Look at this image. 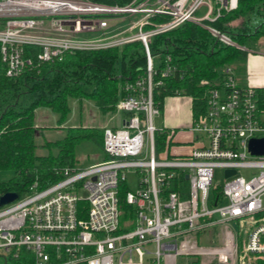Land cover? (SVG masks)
Here are the masks:
<instances>
[{"label":"built area","instance_id":"obj_1","mask_svg":"<svg viewBox=\"0 0 264 264\" xmlns=\"http://www.w3.org/2000/svg\"><path fill=\"white\" fill-rule=\"evenodd\" d=\"M210 1L142 0L120 7L95 0H0V53L8 77L66 54L136 41L143 43L147 63V75L123 88L125 96L117 104L124 114L122 127L104 131L106 161L58 169L57 183L43 189L35 183L0 207V264H176L178 256L201 257L205 264H244L247 254L264 255V155L249 150L251 140L264 139V112L257 91L240 87L232 66L222 68L221 80L207 90L205 112L189 128L195 142L191 152L185 157L157 152L156 134L165 132L154 125L161 110L153 92L163 82L153 81L160 62L148 40L188 21L213 22L237 7V0H216L215 13L210 9L196 18ZM132 15L144 16L122 18ZM157 15L171 18L152 23ZM169 63L168 57L163 79L174 71ZM216 169L224 173L223 187L214 185ZM241 169L254 174L247 179L239 175ZM231 170L235 175L227 177ZM129 172L136 174L138 190L125 194L133 208L125 217L121 192ZM182 177L189 182L187 193L179 184ZM231 221L246 233L242 253L239 232L231 246L199 248L195 236Z\"/></svg>","mask_w":264,"mask_h":264},{"label":"trees","instance_id":"obj_2","mask_svg":"<svg viewBox=\"0 0 264 264\" xmlns=\"http://www.w3.org/2000/svg\"><path fill=\"white\" fill-rule=\"evenodd\" d=\"M102 4L125 7L142 0H95ZM200 15L198 10L195 14ZM170 16L157 15L150 21L163 24ZM210 27L227 36L231 44L214 36ZM146 26L144 30H151ZM264 41V0H238L236 9L222 11L213 22L202 24L188 21L176 29L151 37L150 52L159 60L154 83V101L162 109L167 98L186 96L192 99L194 118L205 112L206 94L210 84L221 80L225 66L238 69L246 63L249 43ZM35 52V51H34ZM174 71L167 79L161 76L165 60ZM37 65V61H35ZM146 52L142 42L136 41L121 48L66 54L63 59L36 66L17 78L6 75L0 53V172L11 170L12 178L0 181V197L7 193L23 196L35 183L39 189L57 183V170L75 166L76 149L84 141H91L103 150L104 131L89 127H72L63 139L45 142L41 148L47 154L39 155L35 112L48 108L59 116L62 127L70 115V100L89 99L103 112L115 110L125 96L124 86L147 75ZM258 103L264 112V88L257 90ZM196 119V120H197ZM172 139L166 133L156 134L160 156L170 154ZM171 156V155H170ZM185 157V156H176ZM108 158L105 156L106 161ZM180 186L189 190V182L182 177ZM121 192V210L131 216L133 208L126 204ZM238 233L237 245L242 253L246 240ZM244 264H264V255L247 254Z\"/></svg>","mask_w":264,"mask_h":264},{"label":"rangeland","instance_id":"obj_3","mask_svg":"<svg viewBox=\"0 0 264 264\" xmlns=\"http://www.w3.org/2000/svg\"><path fill=\"white\" fill-rule=\"evenodd\" d=\"M169 1V0H164ZM211 2V1H210ZM152 4V3H151ZM144 15H132L129 17V20H135L137 18H142ZM129 20H126L127 24ZM249 48H246L253 53H264V43H249ZM239 76L245 72V66L242 65L238 68ZM174 99H168L166 101L165 108L167 112L171 115H176L178 112L177 106L170 107L171 102ZM180 100H185L187 102L188 99L180 98ZM71 112L67 118V121L63 124L62 127L58 125L59 116L55 114L48 108H40L35 112V124L39 128L37 131V144L40 148H38L39 155L47 154V150L41 148L45 144V142H54L57 140H61L66 135V130L72 127H89V128H97L105 131V129H120L122 127V123L124 120V114L117 109V105L115 110L112 112H103L100 110L94 102L89 99H81V100H70L69 102ZM181 108V107H180ZM164 116V114H163ZM154 125L156 129L164 128V121L162 114L156 116L154 118ZM105 152L100 149L95 143L91 141L82 142L76 149V160L77 163L75 166L85 168L90 165L102 162L105 160ZM253 171L247 169H241L239 172L240 176H243L247 179L251 178ZM14 172L11 170L1 171L0 172V181H5L12 178ZM224 173L216 169L215 170V179L214 185L217 187H223L225 183ZM127 191L136 192L138 190V180L136 174L133 172H129L127 174ZM240 230V223L238 221H231L223 225H216L212 228H209L203 234L199 236H195V240L198 242L199 248L203 249L205 247H221L225 244L227 240V234L233 233L237 235ZM244 231V230H243ZM246 231V230H245ZM241 232V231H240ZM244 235V239L246 240V233H241ZM184 239H179V245L183 243ZM154 250V248H152ZM195 257L191 256H178L176 264H191ZM202 260V259H201ZM146 264H149L146 262Z\"/></svg>","mask_w":264,"mask_h":264},{"label":"crops","instance_id":"obj_4","mask_svg":"<svg viewBox=\"0 0 264 264\" xmlns=\"http://www.w3.org/2000/svg\"><path fill=\"white\" fill-rule=\"evenodd\" d=\"M237 4H238V0H237ZM217 7L218 5L216 0H211L209 5H206L201 9H199L200 15L196 16V18H204L209 13L210 9H212V11L215 13ZM261 42L264 43V41ZM244 66H245V72H243L241 76H239L238 74L237 71L238 69L237 70L235 69L236 80L238 85L240 87H251L256 91L258 89L264 88V53L257 54L250 51V54L248 55ZM180 98H186L188 100L187 102H185V100H180ZM168 99H174L173 102H171L170 107L177 106V108L179 109L175 116L169 114L167 112V109L165 108L166 101ZM160 114H162L163 117L164 128L158 130H164V132L167 135L169 133L173 134L172 145L170 146L169 155L171 156L188 155L195 146L194 144L195 142L193 136L189 132V128L197 119L194 118L192 99L186 96H176V97L167 98L164 102ZM235 242H236V236L233 233H228L227 240L223 246L227 244L228 246H231ZM194 257L195 258L193 259L191 264H205L206 260H204L203 258L197 256Z\"/></svg>","mask_w":264,"mask_h":264},{"label":"water","instance_id":"obj_5","mask_svg":"<svg viewBox=\"0 0 264 264\" xmlns=\"http://www.w3.org/2000/svg\"><path fill=\"white\" fill-rule=\"evenodd\" d=\"M249 150L254 155H264V139H253L250 141ZM235 171H227L226 176L230 177L235 175ZM17 193H7L0 197V207L8 205L18 199Z\"/></svg>","mask_w":264,"mask_h":264},{"label":"bare ground","instance_id":"obj_6","mask_svg":"<svg viewBox=\"0 0 264 264\" xmlns=\"http://www.w3.org/2000/svg\"><path fill=\"white\" fill-rule=\"evenodd\" d=\"M236 0H234V3H235Z\"/></svg>","mask_w":264,"mask_h":264}]
</instances>
